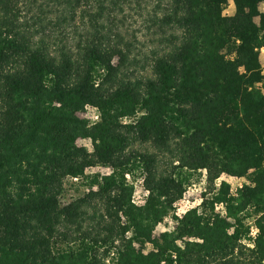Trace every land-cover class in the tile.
I'll list each match as a JSON object with an SVG mask.
<instances>
[{
  "label": "trees",
  "instance_id": "16d2710c",
  "mask_svg": "<svg viewBox=\"0 0 264 264\" xmlns=\"http://www.w3.org/2000/svg\"><path fill=\"white\" fill-rule=\"evenodd\" d=\"M84 1L74 48L82 0H0V264H264V0H169L143 77L107 0ZM203 172V203L176 216ZM223 176L247 182L235 196ZM75 180L89 193L65 204Z\"/></svg>",
  "mask_w": 264,
  "mask_h": 264
},
{
  "label": "rangeland",
  "instance_id": "374dc122",
  "mask_svg": "<svg viewBox=\"0 0 264 264\" xmlns=\"http://www.w3.org/2000/svg\"><path fill=\"white\" fill-rule=\"evenodd\" d=\"M92 1V0H91ZM169 0H107L106 6L108 8L107 14L108 19H105L104 24L112 34L110 36L112 40H117L115 35L120 33L122 36L121 40L127 45L131 46V60L132 66H130V71L134 72L137 76H147L151 73V64L154 57L157 54H161L166 48V41L163 36V32L160 29V24L157 22V18H162L165 14V9L167 8ZM45 6V3L42 2ZM93 12H96L97 6L93 4ZM62 9L60 4L55 6ZM87 9V2L82 0L80 8L77 10V21L73 23L71 27L67 29L69 38L74 44V48L79 41V35L85 33V30H91L89 26V18L86 15L83 16V11ZM259 12H264V5L259 6ZM234 7L232 3L227 8L228 14H233ZM35 13V12H34ZM32 13V14H34ZM31 16V15H29ZM75 27H77L75 29ZM167 36L171 31L167 29ZM178 32V31H176ZM120 40V41H121ZM124 46V45H122ZM262 60L264 62V49L262 50ZM82 119H90L95 121L98 119L97 110L93 108H87L85 111L79 113ZM79 146L91 147L90 143L85 140L78 141ZM144 146L136 144L130 148V150H143ZM152 152L153 150L150 149ZM166 164H168V158H164ZM165 164V165H166ZM161 165L164 169L166 166ZM111 171L107 168L97 167L88 170L87 175H99L102 180L106 176L110 175ZM201 178L198 176L192 178L191 185L188 186L187 191L183 197L175 206V215L183 216L187 211L199 207L203 203V194L208 188L206 172L201 173ZM131 181V178H129ZM222 182H226L231 185V193L235 196L238 195V190L242 189L246 184V179L231 178L228 176H223L218 182L216 187L219 188ZM144 180L138 174L134 184H135V194L134 201L137 205H144L148 197V192L143 186ZM88 181L75 180L67 185V190L63 198V203L68 204L74 199L85 196L89 193L90 188L86 186ZM94 189H97L95 186ZM220 211L224 212L222 207H219ZM176 227V221L173 219L172 215L167 218L162 224H160L156 229V234L172 231Z\"/></svg>",
  "mask_w": 264,
  "mask_h": 264
},
{
  "label": "built area",
  "instance_id": "2783aa9c",
  "mask_svg": "<svg viewBox=\"0 0 264 264\" xmlns=\"http://www.w3.org/2000/svg\"><path fill=\"white\" fill-rule=\"evenodd\" d=\"M257 233V230L253 229V235L255 236Z\"/></svg>",
  "mask_w": 264,
  "mask_h": 264
}]
</instances>
